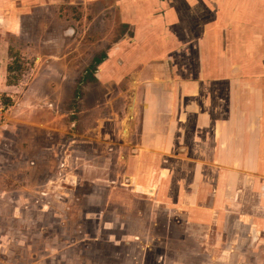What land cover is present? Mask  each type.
<instances>
[{
	"label": "rangeland",
	"instance_id": "rangeland-1",
	"mask_svg": "<svg viewBox=\"0 0 264 264\" xmlns=\"http://www.w3.org/2000/svg\"><path fill=\"white\" fill-rule=\"evenodd\" d=\"M104 6L18 1L20 32L0 34L10 47L0 51V264H264V234L261 243L230 245L235 217L218 239L214 227L186 225L162 194L147 193L149 165L135 152L140 117H130L144 86L131 79V58L117 61L118 77L100 80L99 67L96 82L86 74L95 57L134 35ZM130 48L126 56L138 51ZM151 164L160 184L174 163Z\"/></svg>",
	"mask_w": 264,
	"mask_h": 264
},
{
	"label": "crops",
	"instance_id": "crops-1",
	"mask_svg": "<svg viewBox=\"0 0 264 264\" xmlns=\"http://www.w3.org/2000/svg\"><path fill=\"white\" fill-rule=\"evenodd\" d=\"M18 1L37 0H0V34L20 32L22 12H12ZM82 1L105 4L101 13L113 10L122 25L135 29L113 44L96 77H118L117 61L130 57L135 66L131 79L144 86L142 96L138 89L135 93L138 107L136 102L130 107V117H140L135 152L138 162L149 165L147 193L162 194L168 209L185 213L186 225L214 227L218 239L235 217L230 245L261 243L264 0ZM127 38L135 40L133 46ZM129 47L138 51L126 56ZM9 48L0 44V51ZM155 162L174 163L162 170L160 184L154 181ZM137 178L143 185L140 174ZM232 249L222 251L223 256L233 254ZM216 251L209 253L211 261L217 260ZM251 252L249 247L246 254Z\"/></svg>",
	"mask_w": 264,
	"mask_h": 264
},
{
	"label": "trees",
	"instance_id": "trees-1",
	"mask_svg": "<svg viewBox=\"0 0 264 264\" xmlns=\"http://www.w3.org/2000/svg\"><path fill=\"white\" fill-rule=\"evenodd\" d=\"M106 60H108V55L106 53L101 54L98 57H95L91 67L88 70H86V74H89V76H92L93 78L91 79V78L84 77V79H82V81H89V79H91L92 82H96L97 78L95 76H96V72H97V67H99L101 64H103ZM13 69H14V67H12L10 65L8 68L9 73H12Z\"/></svg>",
	"mask_w": 264,
	"mask_h": 264
},
{
	"label": "built area",
	"instance_id": "built-area-1",
	"mask_svg": "<svg viewBox=\"0 0 264 264\" xmlns=\"http://www.w3.org/2000/svg\"><path fill=\"white\" fill-rule=\"evenodd\" d=\"M1 106H2V102H1V100H0V122L3 120V118H2V108H1Z\"/></svg>",
	"mask_w": 264,
	"mask_h": 264
},
{
	"label": "flooded vegetation",
	"instance_id": "flooded-vegetation-1",
	"mask_svg": "<svg viewBox=\"0 0 264 264\" xmlns=\"http://www.w3.org/2000/svg\"><path fill=\"white\" fill-rule=\"evenodd\" d=\"M127 130H129V126L127 123L124 124V132H126Z\"/></svg>",
	"mask_w": 264,
	"mask_h": 264
},
{
	"label": "bare ground",
	"instance_id": "bare-ground-1",
	"mask_svg": "<svg viewBox=\"0 0 264 264\" xmlns=\"http://www.w3.org/2000/svg\"><path fill=\"white\" fill-rule=\"evenodd\" d=\"M131 112V111H130Z\"/></svg>",
	"mask_w": 264,
	"mask_h": 264
}]
</instances>
